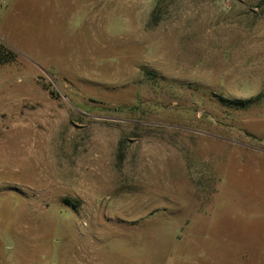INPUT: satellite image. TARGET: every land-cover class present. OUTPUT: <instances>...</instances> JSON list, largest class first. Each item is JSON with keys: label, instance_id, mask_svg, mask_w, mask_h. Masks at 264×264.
<instances>
[{"label": "rangeland", "instance_id": "1", "mask_svg": "<svg viewBox=\"0 0 264 264\" xmlns=\"http://www.w3.org/2000/svg\"><path fill=\"white\" fill-rule=\"evenodd\" d=\"M0 264H264V0H0Z\"/></svg>", "mask_w": 264, "mask_h": 264}, {"label": "trees", "instance_id": "2", "mask_svg": "<svg viewBox=\"0 0 264 264\" xmlns=\"http://www.w3.org/2000/svg\"><path fill=\"white\" fill-rule=\"evenodd\" d=\"M9 60L10 58H6L5 55H2V53H0V64L8 63Z\"/></svg>", "mask_w": 264, "mask_h": 264}]
</instances>
